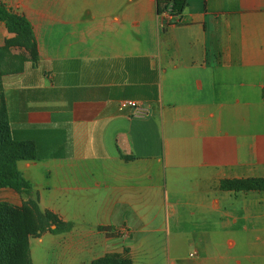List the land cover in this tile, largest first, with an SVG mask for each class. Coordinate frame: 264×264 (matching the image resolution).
Listing matches in <instances>:
<instances>
[{"label":"crops","instance_id":"crops-1","mask_svg":"<svg viewBox=\"0 0 264 264\" xmlns=\"http://www.w3.org/2000/svg\"><path fill=\"white\" fill-rule=\"evenodd\" d=\"M158 1L0 0L37 46L0 52L12 135L40 152L17 167L65 225L32 264H264V192L221 188L264 177V0H184L178 24ZM15 37L0 22V50Z\"/></svg>","mask_w":264,"mask_h":264},{"label":"trees","instance_id":"trees-1","mask_svg":"<svg viewBox=\"0 0 264 264\" xmlns=\"http://www.w3.org/2000/svg\"><path fill=\"white\" fill-rule=\"evenodd\" d=\"M168 1H158V14ZM184 0L173 1L172 17L182 15ZM0 22L5 23L8 31L16 35L6 42L0 52L12 46L25 48L37 57V46L30 22L12 13L0 3ZM40 158L38 146L33 141L14 138L8 116L6 100L0 91V189H13L27 200L21 207L0 203V264H32L30 240L40 237L45 231L60 232L65 229L58 218L49 211H43L39 198L32 192L31 184L18 170L20 161H34ZM222 190L233 192H264V177L224 180ZM55 226V229H52ZM92 264H131L130 260L117 256H106Z\"/></svg>","mask_w":264,"mask_h":264},{"label":"built area","instance_id":"built-area-1","mask_svg":"<svg viewBox=\"0 0 264 264\" xmlns=\"http://www.w3.org/2000/svg\"><path fill=\"white\" fill-rule=\"evenodd\" d=\"M173 2L166 4V7L158 14L161 22H172L178 24L181 22L180 16L172 17ZM120 111H128L132 118H145L149 115V107L142 102L134 100H122L119 103Z\"/></svg>","mask_w":264,"mask_h":264}]
</instances>
